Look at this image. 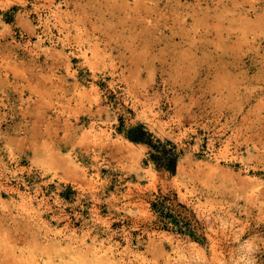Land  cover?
<instances>
[{"label":"rangeland","instance_id":"374dc122","mask_svg":"<svg viewBox=\"0 0 264 264\" xmlns=\"http://www.w3.org/2000/svg\"><path fill=\"white\" fill-rule=\"evenodd\" d=\"M0 264H264V0H0Z\"/></svg>","mask_w":264,"mask_h":264},{"label":"trees","instance_id":"16d2710c","mask_svg":"<svg viewBox=\"0 0 264 264\" xmlns=\"http://www.w3.org/2000/svg\"><path fill=\"white\" fill-rule=\"evenodd\" d=\"M128 136L130 140L146 143L152 148V158L159 169H166L175 173L180 154L173 142L162 143L160 140L154 142L152 134L143 125L132 128Z\"/></svg>","mask_w":264,"mask_h":264},{"label":"bare ground","instance_id":"6f19581e","mask_svg":"<svg viewBox=\"0 0 264 264\" xmlns=\"http://www.w3.org/2000/svg\"><path fill=\"white\" fill-rule=\"evenodd\" d=\"M93 248L97 254L103 253V254L108 255L112 252V247H110V246L106 247L103 243H100L99 245L94 244Z\"/></svg>","mask_w":264,"mask_h":264}]
</instances>
